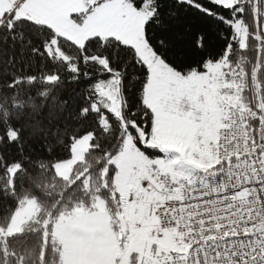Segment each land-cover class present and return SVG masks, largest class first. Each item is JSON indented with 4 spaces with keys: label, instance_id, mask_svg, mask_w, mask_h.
Masks as SVG:
<instances>
[{
    "label": "snow or ice",
    "instance_id": "obj_1",
    "mask_svg": "<svg viewBox=\"0 0 264 264\" xmlns=\"http://www.w3.org/2000/svg\"><path fill=\"white\" fill-rule=\"evenodd\" d=\"M0 264H264V0H0Z\"/></svg>",
    "mask_w": 264,
    "mask_h": 264
}]
</instances>
